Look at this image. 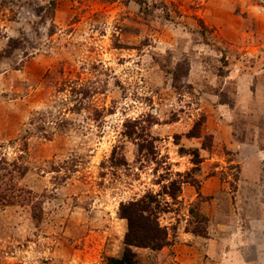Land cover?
Wrapping results in <instances>:
<instances>
[{
    "label": "rangeland",
    "instance_id": "rangeland-1",
    "mask_svg": "<svg viewBox=\"0 0 264 264\" xmlns=\"http://www.w3.org/2000/svg\"><path fill=\"white\" fill-rule=\"evenodd\" d=\"M146 194L136 264H264L259 0H0V264L120 258Z\"/></svg>",
    "mask_w": 264,
    "mask_h": 264
},
{
    "label": "trees",
    "instance_id": "trees-1",
    "mask_svg": "<svg viewBox=\"0 0 264 264\" xmlns=\"http://www.w3.org/2000/svg\"><path fill=\"white\" fill-rule=\"evenodd\" d=\"M194 163L197 166L201 163L197 154ZM161 207L162 203L153 194H146L139 200L121 204L120 216L128 222V232L124 241L125 251L120 258H107L106 264H136L137 255L134 248L156 252L169 245L168 230L159 222ZM194 233L202 235L198 230Z\"/></svg>",
    "mask_w": 264,
    "mask_h": 264
},
{
    "label": "built area",
    "instance_id": "built-area-1",
    "mask_svg": "<svg viewBox=\"0 0 264 264\" xmlns=\"http://www.w3.org/2000/svg\"><path fill=\"white\" fill-rule=\"evenodd\" d=\"M259 4L264 9V0H259Z\"/></svg>",
    "mask_w": 264,
    "mask_h": 264
}]
</instances>
